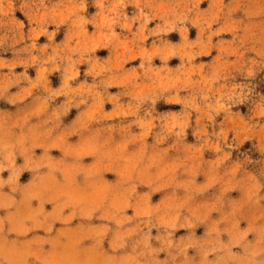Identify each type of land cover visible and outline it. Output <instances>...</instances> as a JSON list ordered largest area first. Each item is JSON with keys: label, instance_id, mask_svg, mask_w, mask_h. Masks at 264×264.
<instances>
[{"label": "rangeland", "instance_id": "374dc122", "mask_svg": "<svg viewBox=\"0 0 264 264\" xmlns=\"http://www.w3.org/2000/svg\"><path fill=\"white\" fill-rule=\"evenodd\" d=\"M4 1L0 264L264 260V0Z\"/></svg>", "mask_w": 264, "mask_h": 264}, {"label": "clouds", "instance_id": "9594fccd", "mask_svg": "<svg viewBox=\"0 0 264 264\" xmlns=\"http://www.w3.org/2000/svg\"><path fill=\"white\" fill-rule=\"evenodd\" d=\"M2 4H3V0H0V6H2ZM23 6L24 5L22 3L21 7L23 8ZM240 22L245 27H249L253 24L264 26V13L260 15H256L251 10V5H249L245 10L243 19H240ZM249 63L250 61L248 60L238 59V67L235 70L236 75L244 76L245 80H242L239 83H234L232 84L231 87H227L226 85L231 80H234V77H232L231 74L227 76H221L219 78L221 84L218 86H222L223 94L219 97V99H216L215 94H213V100H209L207 102L209 103L214 102L215 105L218 106L219 110H222L227 114H230L232 117H239L241 119H244L243 113L240 111L232 112L231 109L233 108L239 109L244 105L256 104V108L258 110L257 114L264 117V107L261 106L264 105V97H261L260 103L258 104L256 103V99L254 96L255 89L250 80V78L253 75V72L249 67H247ZM251 63H255V61H251ZM205 99L207 100V94H205ZM215 114H219V111H217ZM246 123L248 124L249 128H256L257 126L264 127V122L260 120L248 121ZM217 135L221 142H223L226 139L223 131H221ZM230 147H234V145L225 144V148H230ZM248 161L249 163H254V161H252L251 156L248 157ZM251 255L253 259L245 261L244 264H257V261L254 259V257L259 255V253L253 252ZM259 264H264V260L259 261Z\"/></svg>", "mask_w": 264, "mask_h": 264}, {"label": "crops", "instance_id": "0c3cea01", "mask_svg": "<svg viewBox=\"0 0 264 264\" xmlns=\"http://www.w3.org/2000/svg\"><path fill=\"white\" fill-rule=\"evenodd\" d=\"M7 1H11L13 4H14V6H18V5H20L19 4V0L17 1V0H7ZM5 2L6 1H4L3 3L5 4ZM16 15V14H15ZM89 21H91L92 19H93V16L92 17H90V18H87ZM0 20H2V21H7V20H10V17L8 16H3L1 13H0ZM86 28L87 29H89V31H90V29H92V27L91 26H86ZM7 30V31H6ZM8 32V29H6L5 27L4 28H2V29H0V37H1V35L2 34H6Z\"/></svg>", "mask_w": 264, "mask_h": 264}]
</instances>
